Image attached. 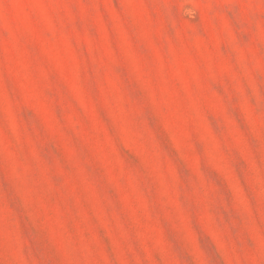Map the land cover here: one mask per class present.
<instances>
[{
  "label": "rangeland",
  "instance_id": "1",
  "mask_svg": "<svg viewBox=\"0 0 264 264\" xmlns=\"http://www.w3.org/2000/svg\"><path fill=\"white\" fill-rule=\"evenodd\" d=\"M0 264H264V0H0Z\"/></svg>",
  "mask_w": 264,
  "mask_h": 264
}]
</instances>
